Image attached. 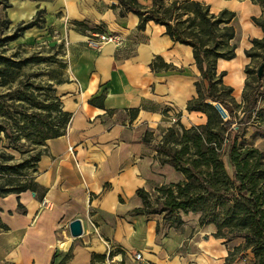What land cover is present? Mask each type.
<instances>
[{
    "label": "crops",
    "instance_id": "0c3cea01",
    "mask_svg": "<svg viewBox=\"0 0 264 264\" xmlns=\"http://www.w3.org/2000/svg\"><path fill=\"white\" fill-rule=\"evenodd\" d=\"M196 1L236 13L237 56L219 59L217 73L225 72L224 84L241 96L251 62L246 50L263 37L254 22L262 8L252 0ZM39 10L44 21L18 39L64 45L70 78L56 95L72 117L65 134L44 142L33 174L37 189L0 197V264H238L228 260L230 245L214 235V224L187 217L170 228L161 215L136 211L144 207L139 189L183 178L178 171L173 178L175 169L161 164L154 148L171 119L185 127L207 121L190 107L199 96L196 83L208 85L193 47L154 20L140 29V16L123 11L119 0H11L0 7V19H9L12 31ZM100 29L120 34L123 44L89 46L87 38ZM75 219L84 228L79 237L70 232Z\"/></svg>",
    "mask_w": 264,
    "mask_h": 264
},
{
    "label": "trees",
    "instance_id": "16d2710c",
    "mask_svg": "<svg viewBox=\"0 0 264 264\" xmlns=\"http://www.w3.org/2000/svg\"><path fill=\"white\" fill-rule=\"evenodd\" d=\"M252 1L262 8L261 16L255 17L254 22L261 27L263 37L253 39L252 48L246 50L251 60L260 63L257 69L250 64L246 67L249 77L242 103L223 97L230 95L233 88L224 84L225 72L217 73L219 59L231 60L237 56L235 12L228 9L213 12L209 5L196 0L168 4L165 0H153L151 9L137 0H119V3L123 11L140 16V29L151 19L165 25L173 39L191 45L196 64L208 82L206 87L200 81L196 83L199 96L190 103L191 108L206 113V123L185 127L178 119L162 140L154 144L159 162L171 165L183 178L157 187L154 200L151 191L139 189L137 193L144 207L136 211L162 214L166 220L176 216L174 228L185 222L184 215H197L201 226L214 224L217 229L214 235L227 244L240 240L234 244L232 254L251 251L256 264H264V150L243 138L254 116V121L264 119V107H259V102L264 101V73L258 77V69L264 63V0ZM10 6L11 0H0V7ZM42 14L39 10L35 18L12 31L11 21L0 19V132L13 145H24L22 139L31 141L34 134H39L38 146L32 148L39 144L43 147L46 139L65 134L72 117L63 110L54 84L49 85L51 92L43 101L34 83L20 79L25 66L43 59L8 53L11 42L44 21ZM156 66L157 62L153 64ZM214 102L225 110L227 117L222 116ZM145 141L150 140L145 137ZM42 153L43 149L23 151L17 160L15 155L0 152V197L37 189L32 172Z\"/></svg>",
    "mask_w": 264,
    "mask_h": 264
},
{
    "label": "rangeland",
    "instance_id": "374dc122",
    "mask_svg": "<svg viewBox=\"0 0 264 264\" xmlns=\"http://www.w3.org/2000/svg\"><path fill=\"white\" fill-rule=\"evenodd\" d=\"M4 17V14H2ZM6 20V19H3ZM8 30H5V33L8 34ZM22 43V44H19ZM20 45V46H19ZM62 45V46H61ZM14 52L18 53V57H30L34 56L36 58H42L43 60L38 62H32L28 66H25L22 69V73L20 79L22 81L29 80L31 83H34L37 88V95L40 100H46L49 93V85L54 84V88L56 90V86L59 85L57 81H69L70 72H69V62L66 58L65 47L61 42L53 43V40L46 41L42 39H36L35 41H28L26 36L21 39H17L11 42L8 46V53L12 54ZM260 60H251L250 65L253 69H257ZM246 79L248 74L245 70ZM245 79V83H246ZM245 87V85H244ZM262 89V88H261ZM244 90V89H243ZM226 99H233L235 103H242L243 100V91L241 96L233 89V92L230 95L223 94ZM263 96L260 97L262 99ZM231 99V100H232ZM240 101V102H239ZM259 107H264V101L259 102ZM219 109V108H218ZM220 111V110H219ZM241 110H239V113ZM43 114L46 115V111H43ZM222 114V113H221ZM223 116V115H222ZM224 117V116H223ZM227 117V115H225ZM255 117V116H254ZM254 117L251 119L250 125L247 127V132L243 138L246 139L247 143L258 147L264 150V119H257L254 121ZM40 135L37 134L33 136L32 140L29 141L27 139H22L24 145H13L9 139H7L4 133L0 132V152L4 151L7 154L15 155L16 159L21 158V154L23 151L32 150L37 152L38 150L43 149V147L39 144V147L32 148V146H38L36 143L39 140ZM177 170H173V173ZM34 172H32V177ZM171 174V171H170ZM175 177H180L181 174L175 172ZM178 175V176H177ZM23 179V178H22ZM180 181V180H179ZM178 182V181H176ZM153 194V200L156 198L157 192L156 188L151 190ZM164 225H168L170 228L172 224L175 223L176 216H169L166 220L162 214ZM190 217L189 222H196L198 220L197 215L189 214L187 216H183V219ZM174 225V224H173ZM165 227V226H164ZM240 243V240H236L233 244H229V260H238V264H256L253 258V254L251 251H244L242 253L232 254V250L234 244Z\"/></svg>",
    "mask_w": 264,
    "mask_h": 264
},
{
    "label": "built area",
    "instance_id": "2783aa9c",
    "mask_svg": "<svg viewBox=\"0 0 264 264\" xmlns=\"http://www.w3.org/2000/svg\"><path fill=\"white\" fill-rule=\"evenodd\" d=\"M87 43L89 46L95 49H101L105 44L113 43L117 46L123 44V37L114 32H110L106 29L98 30L95 34H92L87 38ZM172 125L178 122V117H173L171 119ZM92 226L97 230V226L94 222H92ZM136 258L142 259L141 253H137Z\"/></svg>",
    "mask_w": 264,
    "mask_h": 264
},
{
    "label": "water",
    "instance_id": "95a60500",
    "mask_svg": "<svg viewBox=\"0 0 264 264\" xmlns=\"http://www.w3.org/2000/svg\"><path fill=\"white\" fill-rule=\"evenodd\" d=\"M264 73V63H262L258 69V77L261 78ZM219 110L222 113V115L225 117L226 112L225 110L219 105ZM70 232L73 237H79L82 236L84 233V228L82 221L80 219H75L70 223Z\"/></svg>",
    "mask_w": 264,
    "mask_h": 264
}]
</instances>
